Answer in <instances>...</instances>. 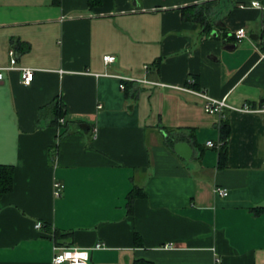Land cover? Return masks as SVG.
I'll use <instances>...</instances> for the list:
<instances>
[{"label":"crops","instance_id":"obj_1","mask_svg":"<svg viewBox=\"0 0 264 264\" xmlns=\"http://www.w3.org/2000/svg\"><path fill=\"white\" fill-rule=\"evenodd\" d=\"M192 7L208 33L183 18ZM10 51L34 78L5 71L0 82V165L13 168L0 264H52L54 247L88 251L89 264H264L263 118L209 115L199 96L264 102V0H0V67ZM56 100L63 123L52 126ZM221 120L220 168L206 142ZM132 190L142 195L128 208ZM55 231L71 235L57 246Z\"/></svg>","mask_w":264,"mask_h":264},{"label":"built area","instance_id":"obj_2","mask_svg":"<svg viewBox=\"0 0 264 264\" xmlns=\"http://www.w3.org/2000/svg\"><path fill=\"white\" fill-rule=\"evenodd\" d=\"M251 6H257L256 3H252ZM245 37V32L243 29H239L235 32V38L240 41ZM10 61L9 65L5 67H0V82L3 79V73L5 71H14L19 70L20 71V81L21 84L24 86H29L34 78V70L29 68H20L17 67L16 64V58L14 56L13 51H10L9 53ZM105 65L112 64L115 61L114 56H104L102 58ZM121 83L119 85L120 90H124L125 86L123 84V79H121ZM199 96L204 100L203 103V110L205 113L209 115H216V116H223L224 110H234L241 113H257L260 114L264 121V102L260 105L259 108L253 109L249 105H243L240 108H232L229 107L225 100H214L204 94H199ZM59 123H63V120H60ZM206 146L209 148H217L220 146L219 141L217 143L213 142H206ZM262 166L264 167V159L262 160ZM61 189V186L59 184H54V195L59 196V191ZM215 193L222 198L227 197L228 193L223 188H216ZM42 227L41 223H36L35 228L40 229ZM102 246L100 244H97L94 246V249H100ZM53 259L52 264H89V253L88 251H82L77 249H61L59 247H54L53 250ZM219 259H215V263H219Z\"/></svg>","mask_w":264,"mask_h":264},{"label":"trees","instance_id":"obj_3","mask_svg":"<svg viewBox=\"0 0 264 264\" xmlns=\"http://www.w3.org/2000/svg\"><path fill=\"white\" fill-rule=\"evenodd\" d=\"M88 1V8L93 9L96 7H100L102 5L103 0H87ZM192 9L193 11L197 10L194 13H185L187 9H184L183 11V18L184 19H191L195 22H197L202 28L203 32H207L210 30V21L207 17V13L203 12L204 10L201 8H189ZM156 65L157 62H154ZM64 115V108L62 103L59 100H56L54 104L51 107V124L52 126H56L57 123L63 118ZM229 134H230V128H229V123L227 120H221L219 124V144L220 146L218 147V165L219 167H225L226 166V161H227V153H228V139H229ZM169 147L173 146L172 140H169L166 142ZM13 189V168L11 166H6V165H0V197L5 194L9 193ZM136 195H142L139 194L138 192H135L132 190L130 195L128 196V208L131 207L132 201ZM255 213H264V208H258L255 209ZM70 233H60L59 231L54 232V240L57 246L63 245L62 243H59V240H64L66 238L70 237ZM134 264H152L150 262L146 261H135Z\"/></svg>","mask_w":264,"mask_h":264},{"label":"water","instance_id":"obj_4","mask_svg":"<svg viewBox=\"0 0 264 264\" xmlns=\"http://www.w3.org/2000/svg\"><path fill=\"white\" fill-rule=\"evenodd\" d=\"M173 149L178 156L186 161L192 156V149L186 143L177 142L174 144Z\"/></svg>","mask_w":264,"mask_h":264}]
</instances>
